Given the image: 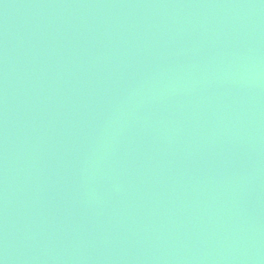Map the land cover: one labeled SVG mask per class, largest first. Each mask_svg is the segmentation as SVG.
<instances>
[{"label":"water","instance_id":"obj_1","mask_svg":"<svg viewBox=\"0 0 264 264\" xmlns=\"http://www.w3.org/2000/svg\"><path fill=\"white\" fill-rule=\"evenodd\" d=\"M0 264H264V0H0Z\"/></svg>","mask_w":264,"mask_h":264}]
</instances>
